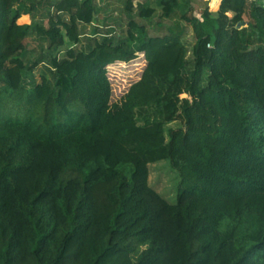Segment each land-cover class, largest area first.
<instances>
[{"label":"trees","instance_id":"1","mask_svg":"<svg viewBox=\"0 0 264 264\" xmlns=\"http://www.w3.org/2000/svg\"><path fill=\"white\" fill-rule=\"evenodd\" d=\"M183 1L161 0L178 20L147 35L132 16L156 10L128 0L127 37L80 49L94 0H0V264H264V5L206 0L196 16ZM31 32L51 57L29 87ZM139 53L113 102L108 69ZM161 162L180 174L173 204L149 184Z\"/></svg>","mask_w":264,"mask_h":264},{"label":"rangeland","instance_id":"2","mask_svg":"<svg viewBox=\"0 0 264 264\" xmlns=\"http://www.w3.org/2000/svg\"><path fill=\"white\" fill-rule=\"evenodd\" d=\"M58 0H52L53 3L57 2ZM96 4L99 6L98 8L103 9L102 4L103 2L106 3L105 8L106 13L104 16H101L95 22V26L99 28H95L94 26H81V43L77 48L83 49L88 48L89 42L93 39L90 36L95 37L96 31L101 34H108V31H115L114 36L117 38H126L127 37V30H128V23L131 21V18L135 19L136 22L140 23V25L145 26L148 30L147 35H165L168 34L170 28L173 26L174 22L178 20H161V0H142L141 2H136L135 6L138 9L139 6L144 7H153L156 10V15L152 19L142 20L137 16L138 14H134L132 17L126 14L124 10L125 1L126 0H94ZM112 1V2H110ZM260 4L264 5V0H255ZM186 1L184 0L183 3ZM189 5L191 8L194 9V13L198 16L199 12L204 10L208 3L206 0H191L189 1ZM136 9V10H137ZM184 10V9H183ZM52 11V10H51ZM186 11V10H185ZM98 12V9H97ZM138 12V11H137ZM102 14V13H100ZM49 15V9L41 8L38 12L32 13L31 16H26L22 18V23H28L30 25H35L41 23L47 16ZM65 20H68V16H64ZM185 28V33L183 37V43L187 48V59L189 62L188 72L194 69L192 62V50L195 44V36L192 28L187 26L186 24H182ZM111 28H113L111 30ZM248 34L251 33V30L247 29ZM27 51L25 53V62L27 65L40 62L41 64L37 69L33 72L27 71L25 73V80L27 86L31 87L32 81L39 82L41 80V76L46 73L45 65L49 64L51 54L47 49V45L42 42L40 37L35 33L31 32L30 37L26 42ZM43 63V64H42ZM45 64V65H44ZM145 62L142 58V53L137 55V58L132 62L120 65L117 67H111L108 69V78L112 84L113 88V102L120 101L129 91L130 87L138 82L141 78L142 72L144 70ZM206 77V76H205ZM204 84V83H203ZM181 127L179 122L170 123L166 126L167 129V136L170 130H177ZM181 178L178 171L174 170L169 162H161L155 165L150 166V177H149V184L150 186L157 191L164 199H166L170 203H175L176 197L179 191Z\"/></svg>","mask_w":264,"mask_h":264},{"label":"crops","instance_id":"3","mask_svg":"<svg viewBox=\"0 0 264 264\" xmlns=\"http://www.w3.org/2000/svg\"><path fill=\"white\" fill-rule=\"evenodd\" d=\"M127 1L128 0H126L125 1V6H124V10L126 11V3H127ZM142 0H135V2H134V5L136 4V2L138 3V2H141ZM145 1H148V0H145ZM110 2H112V1H110ZM104 4H102V7H104L103 9H101V8H98L99 6L96 4V1H95V5H96V9H98V12H97V10H96V17H95V20H94V22L91 24V25H88V27L89 26H94L96 29L97 28H99V27H97V26H95V22L97 21V18L99 19L101 16H104L105 15V13H106V6H104V5H106V3L105 2H103ZM142 3V2H141ZM136 7V6H135ZM147 8H151V9H155V8H153V7H150V6H148ZM100 13H102V14H100ZM126 14H127V12H126ZM82 26H84V25H82ZM100 29V28H99ZM113 28H111V30H112ZM99 31V30H98ZM98 31H96L97 33H95L94 35H95V37L94 36H90V38L91 39H93V40H100L103 36H105V35H107V34H101V33H99ZM109 32V31H108ZM107 32V33H108ZM112 34H110V37H112V36H114V33H116L115 31H110ZM80 45V44H79Z\"/></svg>","mask_w":264,"mask_h":264},{"label":"built area","instance_id":"4","mask_svg":"<svg viewBox=\"0 0 264 264\" xmlns=\"http://www.w3.org/2000/svg\"><path fill=\"white\" fill-rule=\"evenodd\" d=\"M209 47H210V46H209ZM142 58H143V60H144V62H145L143 68H145V66H146V59H145V55H144V54H142ZM120 65H125V64H119V65H117V66H120ZM117 66H115V67H117ZM115 67H114V68H115Z\"/></svg>","mask_w":264,"mask_h":264},{"label":"water","instance_id":"5","mask_svg":"<svg viewBox=\"0 0 264 264\" xmlns=\"http://www.w3.org/2000/svg\"><path fill=\"white\" fill-rule=\"evenodd\" d=\"M238 27H241V24H239V26Z\"/></svg>","mask_w":264,"mask_h":264}]
</instances>
